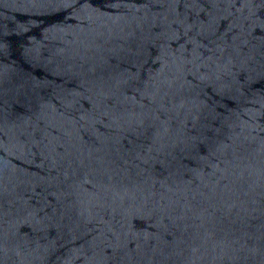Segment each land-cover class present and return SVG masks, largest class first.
<instances>
[{
  "label": "water",
  "instance_id": "95a60500",
  "mask_svg": "<svg viewBox=\"0 0 264 264\" xmlns=\"http://www.w3.org/2000/svg\"><path fill=\"white\" fill-rule=\"evenodd\" d=\"M0 264H264V0H0Z\"/></svg>",
  "mask_w": 264,
  "mask_h": 264
}]
</instances>
